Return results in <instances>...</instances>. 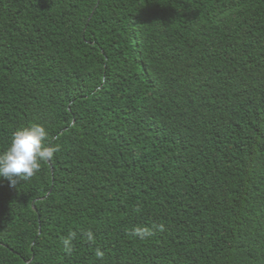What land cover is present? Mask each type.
Listing matches in <instances>:
<instances>
[{"label":"trees","instance_id":"trees-1","mask_svg":"<svg viewBox=\"0 0 264 264\" xmlns=\"http://www.w3.org/2000/svg\"><path fill=\"white\" fill-rule=\"evenodd\" d=\"M33 124L0 264H264V0H0V152Z\"/></svg>","mask_w":264,"mask_h":264},{"label":"clouds","instance_id":"clouds-1","mask_svg":"<svg viewBox=\"0 0 264 264\" xmlns=\"http://www.w3.org/2000/svg\"><path fill=\"white\" fill-rule=\"evenodd\" d=\"M46 137L45 127L39 124L16 130L8 148L0 152V178L15 186L20 179L31 178L42 162L51 161L57 149L45 146ZM134 234L144 235L147 230L137 228Z\"/></svg>","mask_w":264,"mask_h":264},{"label":"water","instance_id":"water-1","mask_svg":"<svg viewBox=\"0 0 264 264\" xmlns=\"http://www.w3.org/2000/svg\"><path fill=\"white\" fill-rule=\"evenodd\" d=\"M50 194V192L47 194V196Z\"/></svg>","mask_w":264,"mask_h":264}]
</instances>
